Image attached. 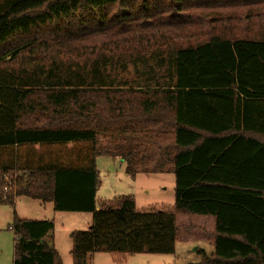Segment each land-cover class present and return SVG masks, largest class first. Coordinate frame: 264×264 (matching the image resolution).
<instances>
[{
  "label": "trees",
  "instance_id": "obj_1",
  "mask_svg": "<svg viewBox=\"0 0 264 264\" xmlns=\"http://www.w3.org/2000/svg\"><path fill=\"white\" fill-rule=\"evenodd\" d=\"M7 1L0 205L25 196L92 212V226L71 233L73 264L98 250L172 254L181 215L214 221V250L198 264H264V0ZM53 46L99 63L73 69ZM137 48L134 79L99 56ZM100 155L133 177L174 173V204L138 209L123 195L98 209ZM9 228L13 264H63L53 219L14 210Z\"/></svg>",
  "mask_w": 264,
  "mask_h": 264
},
{
  "label": "rangeland",
  "instance_id": "obj_2",
  "mask_svg": "<svg viewBox=\"0 0 264 264\" xmlns=\"http://www.w3.org/2000/svg\"><path fill=\"white\" fill-rule=\"evenodd\" d=\"M138 49V48H137ZM141 53L138 50L103 52L101 58L111 57L112 69L114 75L121 79H134L139 77L134 65L136 55ZM164 53H167L165 51ZM50 56L57 62L63 60L64 65H71L73 69L86 67L89 68L91 61L99 63L98 59L89 57H69L63 59L58 54L57 47L50 49ZM148 51L144 56H149ZM142 55L143 54H139ZM34 58L24 53L18 65L25 67V70L32 75V69L35 65ZM38 63L43 60L37 58ZM47 66L46 63H44ZM87 64V65H86ZM126 65L125 68L123 66ZM109 65L105 70L109 69ZM18 69V68H17ZM36 76H42L43 73H35ZM97 167L100 174V182L97 190L96 206L98 209L104 208L106 202L110 199L130 195L133 197L136 207L142 208H160L168 207L175 202V175L174 173H137L134 177L127 173L126 163L108 155L97 157ZM16 209V210H15ZM18 215L28 219H53L55 221V245L62 258L63 264H73L71 249L73 241L71 233L74 230H87L92 226V212H70L55 211L53 203H42L40 200L29 197H21L14 207L10 205H0V264H13L14 254V233L9 228L12 223L13 211ZM197 216L181 215L178 219L180 228L175 241V250L172 254L159 253H123L107 252L98 250L89 254L88 264H198L202 262L203 255L200 250H204L208 255L213 252V243H211L210 232L207 222L201 221ZM202 226H205V230ZM205 232V233H204ZM205 236V237H204Z\"/></svg>",
  "mask_w": 264,
  "mask_h": 264
},
{
  "label": "crops",
  "instance_id": "obj_3",
  "mask_svg": "<svg viewBox=\"0 0 264 264\" xmlns=\"http://www.w3.org/2000/svg\"><path fill=\"white\" fill-rule=\"evenodd\" d=\"M9 5V3H8V1L7 0H0V8H6V6H8ZM21 197H25V196H20V197H18L17 199H16V201H15V205H16V203H17V200H18V202H19V199H21ZM97 197V196H96ZM16 210V209H15ZM17 213V212H16ZM20 216V215H19ZM20 217H22V218H26V217H23V216H20ZM201 221H203V222H207V224H206V226L208 227V229H212L213 228V226H214V221H213V219L212 218H201ZM204 229H201L202 231L203 230H205V226H202ZM205 233V232H204ZM205 237V236H204ZM211 243H213L212 242V240H211ZM213 246H214V244H213ZM213 250H214V248H213Z\"/></svg>",
  "mask_w": 264,
  "mask_h": 264
}]
</instances>
